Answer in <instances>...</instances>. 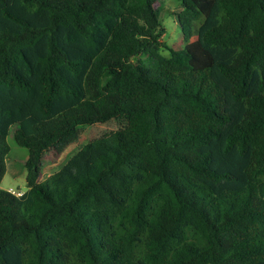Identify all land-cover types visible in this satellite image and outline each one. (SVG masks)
<instances>
[{
	"label": "trees",
	"instance_id": "16d2710c",
	"mask_svg": "<svg viewBox=\"0 0 264 264\" xmlns=\"http://www.w3.org/2000/svg\"><path fill=\"white\" fill-rule=\"evenodd\" d=\"M156 1L0 0V264H264V0Z\"/></svg>",
	"mask_w": 264,
	"mask_h": 264
},
{
	"label": "rangeland",
	"instance_id": "374dc122",
	"mask_svg": "<svg viewBox=\"0 0 264 264\" xmlns=\"http://www.w3.org/2000/svg\"><path fill=\"white\" fill-rule=\"evenodd\" d=\"M155 6L159 8V17L165 28L163 40L171 47L179 48L184 46L186 39L176 15V12L181 9V2L179 0H157ZM164 54H169L167 49H164ZM118 126L116 119L84 125L79 139L70 144L64 152L58 155L52 152L44 154L40 179H46L51 173L61 168L67 159L90 139L116 129ZM14 129L15 126L11 127V132L8 136L11 150L6 160L7 170L0 186L17 194L24 192L28 188L26 180L27 170L25 167L28 149L16 143L13 136Z\"/></svg>",
	"mask_w": 264,
	"mask_h": 264
},
{
	"label": "built area",
	"instance_id": "2783aa9c",
	"mask_svg": "<svg viewBox=\"0 0 264 264\" xmlns=\"http://www.w3.org/2000/svg\"><path fill=\"white\" fill-rule=\"evenodd\" d=\"M18 195L21 194V193H17Z\"/></svg>",
	"mask_w": 264,
	"mask_h": 264
}]
</instances>
